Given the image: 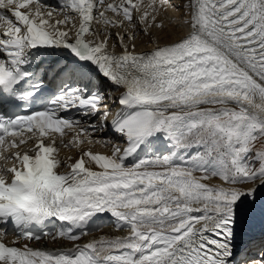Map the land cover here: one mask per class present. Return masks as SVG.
<instances>
[{
    "label": "snow or ice",
    "instance_id": "6c2138e0",
    "mask_svg": "<svg viewBox=\"0 0 264 264\" xmlns=\"http://www.w3.org/2000/svg\"><path fill=\"white\" fill-rule=\"evenodd\" d=\"M165 4L172 6L0 0V225L16 235L9 245L0 230V264H232L238 206L264 187V150L253 153L257 141L264 143V0H190L187 35L136 54L125 40L134 41L141 25L145 35L162 28L155 21ZM93 24L118 29L113 49L120 54L108 50L112 33ZM61 52L70 57L62 65ZM49 74L61 87L45 97ZM93 74L119 92L115 114L104 92L89 88ZM84 80V89L69 83ZM41 99L26 114L5 111ZM71 109L96 122L84 127L62 114ZM110 115L122 145L92 138ZM33 138L34 147L17 150ZM57 140L65 148L95 143L111 150L83 151L62 173ZM161 141L169 154L140 156L158 151ZM191 148L202 151L180 154ZM211 178L222 184L205 183ZM103 214L127 235L75 243L90 234V223L93 230L105 226L95 223ZM52 220L66 226L48 229ZM47 238L73 247L16 246ZM250 264H264V246Z\"/></svg>",
    "mask_w": 264,
    "mask_h": 264
},
{
    "label": "bare ground",
    "instance_id": "6f19581e",
    "mask_svg": "<svg viewBox=\"0 0 264 264\" xmlns=\"http://www.w3.org/2000/svg\"><path fill=\"white\" fill-rule=\"evenodd\" d=\"M149 2V0L145 3V5ZM159 2V0H157V3ZM190 0H171V5L169 6L168 4H165L164 8L161 9L159 11V13L156 16V21L155 23H159L162 24L163 27L162 28H156L155 26L148 28L147 30V34H144L143 31V26H138V28L135 30L136 31V38L134 41H127L125 40V43H127L129 45V48H132V45H135V53L139 54V53H147V52H151L154 48L156 47H164L167 45H171L177 41H179L181 38H183L184 36L187 35V33L189 32V27L187 26V21L189 20V13H190V8L186 7L187 5H189ZM175 5L176 7H178L179 9L177 10V13L175 12V14L171 13L174 12L175 9ZM180 6V7H179ZM173 9H175L173 11ZM173 17H178L177 19H173ZM176 21V22H175ZM173 22V23H172ZM174 23H177L176 25ZM168 25L169 29L171 32H175L176 34H178L179 36H170L167 34H164V27ZM102 29V28H101ZM103 31H108V32H117L118 29L115 28H111L110 30L107 29H103ZM122 33H124V31H122ZM127 33V32H126ZM128 34V33H127ZM127 34H124L127 36ZM115 38H116V33L114 34ZM156 37V40H152V38ZM159 39V41H158ZM163 40V41H162ZM160 42H164V44H161ZM113 46V44H112ZM120 49V48H119ZM121 51V49H120ZM119 93V92H117ZM93 140L96 139H103L106 140V134L103 133V131H97L95 133H93ZM69 140V139H68ZM68 140H66L65 142H67ZM109 140V139H107ZM114 141H119V138H115ZM118 143V142H117ZM87 143L82 145L80 148L77 147H69L64 149L63 154L67 155V158L71 157V160L69 159H61V169H65L67 168L66 165L68 163H74L76 159H78L83 151H92L90 149V147H87ZM101 144H96L95 147H100ZM156 148L158 149V151H152L150 150L148 153H140V156H145V155H149V156H153L152 153H154V155H167L169 154L173 149L168 145V142H165V144L158 142V145H156ZM101 149H103V152L98 153V154H102V155H109L110 154V150H111V145H109L108 147H102ZM202 151V149H196V148H191L188 149L187 151L184 150H180V154L184 155L186 158H189L191 154L195 153L196 151ZM93 154H95L93 152ZM136 158H129V163L134 162ZM62 160L65 161V163H62ZM179 163V161H177ZM91 167L93 168V170H99L95 167V165H91ZM67 170H69L67 168ZM197 176L200 175L199 172L196 173ZM205 183H208L210 185H217V184H222V182L218 179V178H211L207 181H205ZM257 186H259V181H257ZM243 187L248 188L251 187V185H244ZM259 214H263L264 215V187H259L258 191L256 193V196L254 198L249 197L245 200L243 205H239L238 206V223L245 221L246 219L250 218H257V216ZM108 218L105 219L104 221H102V223L105 225L104 227L101 228V230L95 234H91L87 237H85L84 239H80L79 241L75 242L78 243L80 245H83L84 243H87L89 241L92 240H98L101 237H105V238H115L117 236H125L127 235L126 231H117L114 228L115 225V220L114 218H112L110 216V214H107ZM2 225H0L1 227ZM61 227H65V225L61 224ZM60 227V228H61ZM264 231V217L263 218H258L255 222H252V224L246 229L245 233L242 235V238H247V237H251V236H258L260 232ZM16 239V235H13V241ZM12 241V242H13ZM12 242H9L7 240V244L11 245ZM28 244L29 247L33 248V249H41V250H46V251H58V250H68L69 248L73 247L72 242L69 241H65V240H56V241H50V242H38L35 244H29L26 241H21L19 242L16 246H23V244ZM238 255H236L233 259L232 262L237 258Z\"/></svg>",
    "mask_w": 264,
    "mask_h": 264
},
{
    "label": "rangeland",
    "instance_id": "374dc122",
    "mask_svg": "<svg viewBox=\"0 0 264 264\" xmlns=\"http://www.w3.org/2000/svg\"><path fill=\"white\" fill-rule=\"evenodd\" d=\"M175 9H173V11H174ZM176 22V21H175ZM175 25L177 24V23H174ZM166 30V31H165ZM164 31H165V33L164 34H167V36L168 35H170L171 37L173 36H179L178 34H176L175 32H171L170 31V29H169V27H168V25H166L165 27H164ZM169 37V36H168ZM156 40L157 41V39H156V37H154V38H152V40ZM158 41H159V39H158ZM163 41V40H162ZM161 44H164V42H160ZM257 150H264V143H262V142H260V141H257L256 143H255V146H254V149H253V153L255 152V151H257Z\"/></svg>",
    "mask_w": 264,
    "mask_h": 264
}]
</instances>
